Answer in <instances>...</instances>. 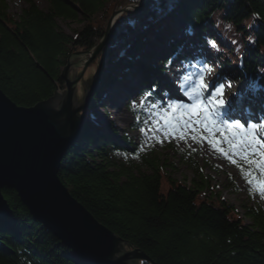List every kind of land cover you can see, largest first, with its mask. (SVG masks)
<instances>
[{
	"label": "trees",
	"instance_id": "1",
	"mask_svg": "<svg viewBox=\"0 0 264 264\" xmlns=\"http://www.w3.org/2000/svg\"><path fill=\"white\" fill-rule=\"evenodd\" d=\"M152 1L149 14L124 13L113 27L102 51L101 88L112 89L124 82L132 68L141 69L135 60L154 39L153 34L171 35L169 20L182 17L181 22L193 32L198 46L206 48L220 72L239 62V76L247 81V92L230 104L233 109L221 106L217 113L226 119L237 115L240 121H249L264 139V107H260L264 103V0ZM23 2L26 7L13 15L6 0H0V90L17 106L31 108L65 89L61 73L73 54L96 48L104 38L108 20L95 17L109 0H46V10L35 0ZM138 2L128 0L120 9ZM59 20L80 23L83 28L71 35L59 26ZM147 22L149 34L144 31ZM184 45V41L171 44V51L184 56ZM128 48L136 56L123 59L130 68L126 71L118 62ZM183 60L190 63L186 57ZM168 63L167 59L157 68H142L161 77ZM201 66L212 69H208V60ZM145 86L138 94L140 108H129L139 117L133 127L139 131L164 105L157 87ZM92 100L102 104L98 90ZM241 110L249 112L247 120L238 116ZM89 111L84 112L87 118L77 142L62 160L59 178L100 224L154 264H264L263 208L245 207V218H241L234 206L214 192L193 152H183L182 162L194 179L183 184L168 176L169 189L164 192V173H168L159 159L137 154L128 138L117 141L107 135ZM97 143L102 146L97 148ZM239 172L252 186V176L242 169ZM3 194L12 213H0V264H95L76 256L44 229L15 190L5 188Z\"/></svg>",
	"mask_w": 264,
	"mask_h": 264
},
{
	"label": "rangeland",
	"instance_id": "2",
	"mask_svg": "<svg viewBox=\"0 0 264 264\" xmlns=\"http://www.w3.org/2000/svg\"><path fill=\"white\" fill-rule=\"evenodd\" d=\"M35 1L41 9H47L46 0ZM126 1L128 0H109L105 9L95 17L96 20L102 19L109 22L113 13L121 11V4ZM6 2L10 13L13 15L19 14L26 7L23 0H6ZM145 2L146 0H139L138 3H131L126 8ZM152 3L151 0L150 7ZM150 7L147 14H149ZM131 9L135 11L132 7ZM129 13L141 15L135 12ZM181 19L182 17H175L169 20L168 25L170 24L171 27V35L163 32L164 34L162 33L163 35L159 36L158 39L149 41L147 46L143 48V53L135 60V63L139 67L141 66V69L132 68L127 73L124 82L120 85L117 84L112 89H102L100 85L104 75L102 70L105 62L103 54L101 53L97 59L88 65L77 89L79 102H82L85 90H87L84 82L90 83V86L94 85L100 66L102 76L94 89L99 91L103 102L98 105L91 99L93 98L91 94L89 107H86L81 115L84 116V112L91 108L89 113L92 120L100 124L107 135L112 136L117 141L119 138H128L129 142L132 143V150H135L137 154L142 152L145 156L158 158L164 166V172L168 173L167 176L164 173L162 187L164 192L169 189L168 176L183 184H189L194 179V173L182 162V155L184 153L189 155L190 152L195 153L194 160L200 167L204 168V176L209 179L215 188L214 192L221 194V198L234 206L240 213L241 218H245V207L260 206L264 209V185L258 182L264 181V169L259 170L255 166H250L247 160L243 159L230 147L226 137L231 138L233 132H239L241 135L247 133L249 136L255 135L259 140L264 139L259 135L256 126L253 127L249 124L245 126V123H242L243 125L236 123L237 118H239L237 115L233 116V120H227L217 113L216 109L227 106L229 110H232L230 104L247 92V81L239 76V62L234 64V68L220 72L206 48L198 46L193 37V32L181 22ZM58 24L71 35L74 30L80 31L83 28L80 23L59 20ZM135 29H137V25H135ZM150 29L151 26L147 22L144 28L145 34H149ZM178 41L185 42L184 50L181 49L184 56L181 54L176 55L171 51V44H176ZM123 50L125 51L119 59L118 66L119 68H126L125 70L128 71L130 68L124 66L125 61L123 59L130 61L136 54L130 48ZM78 52L83 53L86 51ZM77 57L82 61L77 67L76 75L78 76L83 71V66L88 63L89 56L81 55ZM183 57L188 58L190 63H185ZM167 59L169 63L166 72L161 77H157V74H152L151 71L142 68V66L144 68L149 66L157 68ZM205 60L210 63L208 69H212L205 70L201 66ZM174 68L179 70V77L183 84L182 89L177 91L174 90V84L176 83ZM74 70V68L71 69V78H73ZM193 71L195 72L193 73ZM195 73L196 77L192 79ZM220 83L223 86L221 91L217 86ZM145 85L157 87L160 98L163 97L164 105L157 110L156 118H150L148 120L150 124H143L141 131H139L133 129L138 123L139 117L134 115L129 108L136 110L140 108L138 94L146 89ZM209 85L212 87L209 88ZM65 90L66 88L62 91ZM181 93L186 95L183 102L177 101ZM221 100L224 101L223 104L219 103ZM260 107L263 108L264 103L260 104ZM238 112L241 120H246L250 116L247 110ZM238 112H235V114ZM196 121H202L203 123H196ZM230 125L233 127H229ZM209 127L214 131L210 132ZM112 131H115L117 136H114ZM212 139L221 141L219 146L213 143ZM101 146V143H97L96 147L100 148ZM252 158L259 159L260 157L254 156ZM241 169L246 171L247 175L252 176V186L247 180L243 179L239 172ZM254 191L263 194V197L261 198ZM209 194L210 192L207 195L203 194V197L206 198ZM246 221L250 223L248 219ZM126 250L130 251L127 247Z\"/></svg>",
	"mask_w": 264,
	"mask_h": 264
},
{
	"label": "water",
	"instance_id": "3",
	"mask_svg": "<svg viewBox=\"0 0 264 264\" xmlns=\"http://www.w3.org/2000/svg\"><path fill=\"white\" fill-rule=\"evenodd\" d=\"M150 4L151 0H146L131 6L135 11L130 7L114 12L98 46L90 51L75 53L68 59L61 73L65 91L31 108H23L0 90V213L11 215L3 190H15L44 229L52 232L76 256L95 264L140 261L154 264L135 246L100 224L73 198L59 178L62 160L82 131L85 118L81 113L89 107L94 86L102 76L100 66L94 85L84 82L87 90L82 102H79L77 89L88 65L100 56L108 44L115 18L128 12L147 14ZM81 55L89 56V61L77 76V67L82 62L77 56ZM72 68L75 69L73 78L70 76Z\"/></svg>",
	"mask_w": 264,
	"mask_h": 264
},
{
	"label": "snow or ice",
	"instance_id": "4",
	"mask_svg": "<svg viewBox=\"0 0 264 264\" xmlns=\"http://www.w3.org/2000/svg\"><path fill=\"white\" fill-rule=\"evenodd\" d=\"M212 86L209 85V88ZM186 98L184 93H181L177 98V101L183 102ZM163 99V97H162ZM220 104H223L224 101H219ZM175 111V110H174ZM168 123V121H166ZM196 123H203L202 121H196ZM238 126V125H237ZM233 127V126H229ZM255 127V126H253ZM209 131H214L211 127H209ZM228 139V143L230 147L235 150L243 159L247 160L250 166H255L257 169H264V140H259L255 135L249 136V134L244 133L241 135L239 132H233L232 137H226ZM212 142L217 144L221 143V141L212 139ZM259 156V159H253L252 157ZM259 184L264 185V181H258Z\"/></svg>",
	"mask_w": 264,
	"mask_h": 264
},
{
	"label": "bare ground",
	"instance_id": "5",
	"mask_svg": "<svg viewBox=\"0 0 264 264\" xmlns=\"http://www.w3.org/2000/svg\"><path fill=\"white\" fill-rule=\"evenodd\" d=\"M119 20V18L117 19V18H115L114 20H113V27L116 25V23H117V21ZM159 36H162L161 35V33H154L153 34V37H154V39H158L159 38ZM174 75H175V79H176V83L174 84V87H175V89L174 90H178V89H182V80H181V78L179 77V70L178 69H176V68H174ZM218 86V89L221 91L222 89H223V86H222V83H220V85H217ZM173 91V90H172ZM175 92V91H174ZM112 106V105H111Z\"/></svg>",
	"mask_w": 264,
	"mask_h": 264
}]
</instances>
